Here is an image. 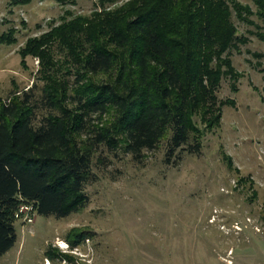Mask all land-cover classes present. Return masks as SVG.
Returning <instances> with one entry per match:
<instances>
[{
	"label": "trees",
	"instance_id": "trees-1",
	"mask_svg": "<svg viewBox=\"0 0 264 264\" xmlns=\"http://www.w3.org/2000/svg\"><path fill=\"white\" fill-rule=\"evenodd\" d=\"M253 1L256 11L236 0H128L114 8L102 0L101 11L26 41L20 54L40 57L45 83L0 95V257L17 242L21 205L56 218L88 205L101 147L138 162L165 141L172 165L184 152H202L204 134L232 104L217 96L223 77L233 84L243 75L230 52L248 39L233 13L264 39V0ZM14 33H1L0 46L16 43ZM60 51L64 60L55 59ZM92 235L74 227L66 240L72 250ZM59 252L48 250L47 259L73 260Z\"/></svg>",
	"mask_w": 264,
	"mask_h": 264
},
{
	"label": "rangeland",
	"instance_id": "rangeland-1",
	"mask_svg": "<svg viewBox=\"0 0 264 264\" xmlns=\"http://www.w3.org/2000/svg\"><path fill=\"white\" fill-rule=\"evenodd\" d=\"M12 1L0 0V34L13 28L17 39L0 46L3 98L45 83L40 57L20 54L29 38L102 10V0ZM103 1L114 8L128 0ZM236 1L257 9L253 0ZM232 19L248 39L230 52L243 75L233 84L223 77L217 96L232 104L223 105L219 126L204 134L202 152H184L172 165L165 163V141L138 162L101 147L93 159L97 180L86 187L88 205L67 217L35 213L31 223L18 220L17 242L0 264H47L52 248L73 260L59 255L50 264H264V39L235 13ZM58 58L64 60L62 51ZM74 227L93 235L71 250L66 235Z\"/></svg>",
	"mask_w": 264,
	"mask_h": 264
},
{
	"label": "built area",
	"instance_id": "built-area-1",
	"mask_svg": "<svg viewBox=\"0 0 264 264\" xmlns=\"http://www.w3.org/2000/svg\"><path fill=\"white\" fill-rule=\"evenodd\" d=\"M34 214L35 212L32 205L24 204L21 205L18 211L16 212V218L21 220L22 222L31 223L34 218Z\"/></svg>",
	"mask_w": 264,
	"mask_h": 264
},
{
	"label": "bare ground",
	"instance_id": "bare-ground-1",
	"mask_svg": "<svg viewBox=\"0 0 264 264\" xmlns=\"http://www.w3.org/2000/svg\"><path fill=\"white\" fill-rule=\"evenodd\" d=\"M47 264H50V261L49 260H47Z\"/></svg>",
	"mask_w": 264,
	"mask_h": 264
}]
</instances>
